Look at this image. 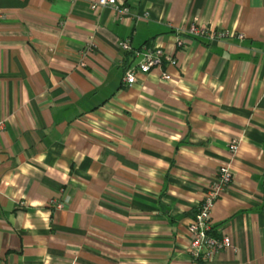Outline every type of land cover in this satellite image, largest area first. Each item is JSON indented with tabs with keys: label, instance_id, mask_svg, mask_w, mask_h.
Wrapping results in <instances>:
<instances>
[{
	"label": "crops",
	"instance_id": "0c3cea01",
	"mask_svg": "<svg viewBox=\"0 0 264 264\" xmlns=\"http://www.w3.org/2000/svg\"><path fill=\"white\" fill-rule=\"evenodd\" d=\"M93 1L0 0V264H196L226 162L212 222L236 249L197 264H264V0ZM191 24L234 34L178 46ZM126 38L173 53V79L127 84Z\"/></svg>",
	"mask_w": 264,
	"mask_h": 264
},
{
	"label": "built area",
	"instance_id": "2783aa9c",
	"mask_svg": "<svg viewBox=\"0 0 264 264\" xmlns=\"http://www.w3.org/2000/svg\"><path fill=\"white\" fill-rule=\"evenodd\" d=\"M91 7L98 9L102 7H111L122 14L129 12L123 0H95ZM178 33L188 35L189 37H202L210 41H218L224 37L234 34L229 29H217L211 26L191 24L188 27H181ZM177 36V45L186 43V37L182 34ZM239 38L244 37V33H237ZM119 45L122 49L135 55L137 61L126 68L124 81L132 85L138 80L139 73H150L155 69H162V78L172 80L173 75L165 68L166 65H176L177 58L173 53L167 51L161 45L144 44L141 47H134L129 38L120 40ZM4 127V120H0V129ZM230 150L233 155L238 152V143L231 142ZM233 179L231 162L221 165L218 170L217 178L206 187L204 197L198 205L197 211L188 225L190 233L189 254L195 263L200 261H212L221 251L236 249L233 239L224 228L219 232L215 231L212 222V211L217 199L226 190ZM50 204L56 208L64 207V202L53 199Z\"/></svg>",
	"mask_w": 264,
	"mask_h": 264
}]
</instances>
